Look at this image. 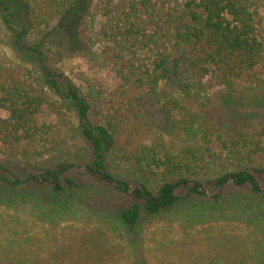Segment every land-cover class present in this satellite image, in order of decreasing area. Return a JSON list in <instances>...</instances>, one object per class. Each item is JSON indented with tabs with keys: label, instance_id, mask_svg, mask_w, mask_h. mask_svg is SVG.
<instances>
[{
	"label": "trees",
	"instance_id": "trees-1",
	"mask_svg": "<svg viewBox=\"0 0 264 264\" xmlns=\"http://www.w3.org/2000/svg\"><path fill=\"white\" fill-rule=\"evenodd\" d=\"M80 1L0 0L9 43L33 54L38 70L34 75L0 53V153L30 161L61 150L67 138L63 127L73 113L76 133L89 150L78 168L91 181L68 175L77 166L63 159L23 177L0 164V201L28 200L52 235L88 213L118 240L132 236L134 264H143L137 250L142 217H165L180 205L179 192L204 196L206 179L219 186L229 180L248 183L261 192L256 176L263 168L244 167L264 158L257 140L219 137L220 147L178 151L164 145V136L183 143L213 140L206 119L173 97L160 98L157 86L163 81L179 93L222 87L240 98L263 88L264 0H89L81 39L73 31L66 41L112 74L114 85L83 72L74 75L77 84L48 60V44L61 37L60 18ZM43 107L56 122L38 124ZM216 159L219 173L208 177ZM230 162L241 165L226 171L222 164ZM111 164L123 166L117 170L128 178L135 176L137 186L114 173ZM151 176L157 185H150ZM105 187L133 200L106 214L88 211L86 191L102 193ZM212 198L220 205V194ZM232 200L241 205L240 198Z\"/></svg>",
	"mask_w": 264,
	"mask_h": 264
},
{
	"label": "rangeland",
	"instance_id": "rangeland-1",
	"mask_svg": "<svg viewBox=\"0 0 264 264\" xmlns=\"http://www.w3.org/2000/svg\"><path fill=\"white\" fill-rule=\"evenodd\" d=\"M88 1L76 3L60 18L61 37L48 44V60L77 84L80 82L74 75L83 72L103 76L108 84L114 85L116 80L112 74L100 70L84 51L66 41L73 31L77 39H81L82 20L88 19ZM262 14L264 16V8ZM51 23H56V18ZM0 53L10 64L28 68L37 75L33 54L18 50L9 43V32L1 16ZM157 92L160 98L173 97L180 105L199 113L206 119L212 133L210 145L199 140L177 142L164 136L163 143L171 151L188 147H220L219 137L221 140L251 138L264 147V87L251 96L240 98L228 96L222 87L201 93H179L160 81ZM67 118L70 122L63 127L67 138L61 150L30 161L7 158L0 153V164L23 177L29 171L40 172L44 167H53L63 159V162L77 166L68 175L91 181L78 168L89 159V150L76 133L73 113H68ZM37 120L38 124L57 121L46 107ZM254 161L251 165L247 162L244 167L263 168L262 173L256 176L260 193H255L248 183L236 185L229 180L219 186L206 179L208 181L205 180L203 187L206 195L189 196L181 191L180 205L165 217L143 215L141 244L137 248L144 258L143 264H264V164L261 165L264 158ZM222 165L228 171L241 163ZM110 167L114 173L126 178L131 187L137 186L135 176L128 178V172L117 170L123 166L111 164ZM210 172L208 177L219 173V159L210 163ZM150 181L158 184L157 177L151 176ZM18 194L17 190L15 195L13 193L15 199ZM213 194H220V205L219 201L214 203ZM85 195L82 199L88 211L99 214L124 207L133 200L128 195L114 193L108 187L102 193L86 191ZM233 198L241 199L239 207L233 206ZM32 206L28 200L10 204L0 201V264H134V250L130 247L132 236L118 240L88 213L85 217L64 222L54 235L47 234Z\"/></svg>",
	"mask_w": 264,
	"mask_h": 264
}]
</instances>
